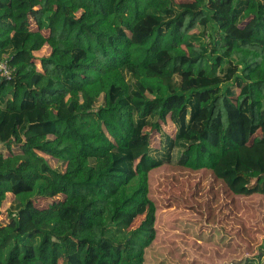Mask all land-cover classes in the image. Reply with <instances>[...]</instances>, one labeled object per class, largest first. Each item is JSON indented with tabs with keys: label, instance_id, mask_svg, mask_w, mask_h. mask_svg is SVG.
<instances>
[{
	"label": "trees",
	"instance_id": "trees-1",
	"mask_svg": "<svg viewBox=\"0 0 264 264\" xmlns=\"http://www.w3.org/2000/svg\"><path fill=\"white\" fill-rule=\"evenodd\" d=\"M157 3L0 0V264H144L161 166L264 196V0Z\"/></svg>",
	"mask_w": 264,
	"mask_h": 264
},
{
	"label": "rangeland",
	"instance_id": "rangeland-1",
	"mask_svg": "<svg viewBox=\"0 0 264 264\" xmlns=\"http://www.w3.org/2000/svg\"><path fill=\"white\" fill-rule=\"evenodd\" d=\"M177 3L192 0H174ZM170 0H158L157 9L166 8ZM83 11H69L77 18ZM39 23L37 19H34ZM33 21V22H34ZM34 24V23H33ZM236 34L235 31H232ZM260 56L262 50L257 48ZM41 50L34 55L32 63L46 53ZM30 62V61H29ZM147 104L138 109L143 117L152 109ZM56 111L57 106L53 105ZM146 132L152 147L158 146V134ZM167 132L173 133L169 124ZM260 132L252 141L260 138ZM144 149L134 150V157L141 159ZM145 164L144 159L140 160ZM149 195L156 205L155 239L145 250L144 264H230L247 257L256 256L264 248V196H237L207 171L161 166L148 172ZM11 196L2 207L0 226L7 223L6 209ZM63 195L50 199H39V208L56 206ZM145 205L133 220L129 231L135 230L144 220ZM93 213L90 212L89 215Z\"/></svg>",
	"mask_w": 264,
	"mask_h": 264
},
{
	"label": "built area",
	"instance_id": "built-area-1",
	"mask_svg": "<svg viewBox=\"0 0 264 264\" xmlns=\"http://www.w3.org/2000/svg\"><path fill=\"white\" fill-rule=\"evenodd\" d=\"M0 73L7 79H10V70L6 61L0 62Z\"/></svg>",
	"mask_w": 264,
	"mask_h": 264
},
{
	"label": "crops",
	"instance_id": "crops-1",
	"mask_svg": "<svg viewBox=\"0 0 264 264\" xmlns=\"http://www.w3.org/2000/svg\"><path fill=\"white\" fill-rule=\"evenodd\" d=\"M43 50H45V49H43ZM46 51V50H45ZM46 54L44 55V56H46L47 55V51L45 52ZM34 55H37V54H34ZM43 56V57H44ZM36 65H38L37 63H38V61H36V62H34Z\"/></svg>",
	"mask_w": 264,
	"mask_h": 264
}]
</instances>
